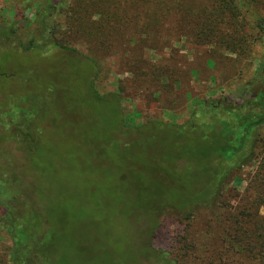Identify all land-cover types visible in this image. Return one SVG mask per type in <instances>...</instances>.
<instances>
[{
    "label": "rangeland",
    "instance_id": "rangeland-1",
    "mask_svg": "<svg viewBox=\"0 0 264 264\" xmlns=\"http://www.w3.org/2000/svg\"><path fill=\"white\" fill-rule=\"evenodd\" d=\"M44 2L0 0V123L17 119L22 143L30 121L42 124L39 140L61 158L75 204L65 250L78 264H259L228 242L248 210L250 227L264 225L259 159L185 207L213 189L196 150L213 120L194 134L176 127L199 100L240 103L254 89L264 30L240 0H53L54 38L78 53L47 40L28 52ZM255 6L264 18V0ZM11 247L0 230V264Z\"/></svg>",
    "mask_w": 264,
    "mask_h": 264
},
{
    "label": "trees",
    "instance_id": "trees-1",
    "mask_svg": "<svg viewBox=\"0 0 264 264\" xmlns=\"http://www.w3.org/2000/svg\"><path fill=\"white\" fill-rule=\"evenodd\" d=\"M52 1L45 0L38 9L34 22L39 28L33 37L25 40L26 51L34 52L42 41L47 40L53 44V50L78 53L76 49L54 38L57 36L49 24L51 8H55ZM255 1L240 0L236 7L243 8L251 29L263 31L264 18L256 8ZM10 32L13 29L9 30V35ZM89 81L95 98L100 99L102 96L95 92L92 81ZM251 87L254 89L240 103L199 100L190 120L176 124L180 131L188 127L190 133L194 134L205 115L213 120L211 131L200 137L196 146L198 168L209 176L212 192L207 198L201 197L188 205L182 203L183 206L200 207L209 202L236 168L249 164L254 157L259 159V180L264 189V137L260 134L264 127V55ZM24 118L29 119L30 116L24 115ZM6 120L8 124L0 123L3 125L0 126V208L3 210L0 230L11 240L9 263L78 264L77 254L65 250L66 219L75 204L68 201L64 164L58 155L49 154V148L39 140L43 134L42 124L35 126L29 120L30 125L25 126L28 130L21 132L22 143L16 134L22 128L16 124L18 120ZM162 124L165 122H156V127L160 128ZM11 125L17 126L11 129ZM182 159L178 158L177 162ZM186 162L183 168L188 169L189 160ZM252 215L255 214L250 210L245 215L241 214L242 227L239 226L236 234H232L228 240L229 249L249 260L260 256L259 264H264V225L259 228L250 227Z\"/></svg>",
    "mask_w": 264,
    "mask_h": 264
}]
</instances>
